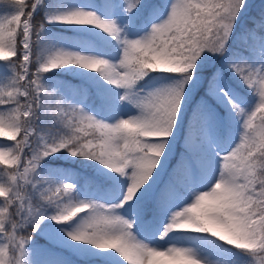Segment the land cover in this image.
Instances as JSON below:
<instances>
[{"label": "snow or ice", "instance_id": "obj_1", "mask_svg": "<svg viewBox=\"0 0 264 264\" xmlns=\"http://www.w3.org/2000/svg\"><path fill=\"white\" fill-rule=\"evenodd\" d=\"M2 2L0 264H264V6L241 24L248 0H84L41 20L44 0ZM62 69L79 79L47 76ZM61 152L97 162L84 183L109 199L57 178Z\"/></svg>", "mask_w": 264, "mask_h": 264}, {"label": "rangeland", "instance_id": "obj_2", "mask_svg": "<svg viewBox=\"0 0 264 264\" xmlns=\"http://www.w3.org/2000/svg\"><path fill=\"white\" fill-rule=\"evenodd\" d=\"M72 2L82 3L84 2V0H53L52 5L50 4L48 8L42 10V12L40 13V18L38 20H41L43 18L46 10H49V11L55 10L57 8H60ZM160 2L163 4L165 0H160ZM261 6H264V0H248L247 11L241 17L240 23L246 24L247 19L250 20L251 17L256 12H258ZM14 11L15 9L11 5L7 3H3L2 0H0V17L11 15ZM46 28L49 33H59L65 36H70L68 34L61 33L62 28L59 25H47ZM78 71H83V70H78ZM11 76H12L11 66L5 64L4 62H0V85L2 86L4 84H8L9 78ZM47 76L55 78L57 80H67L71 82L77 81L76 79H74V76H76L75 73L73 71L66 70V69L59 70L56 73L47 74ZM145 79L147 80V78ZM142 86L145 89H150L154 86V83H143L142 82ZM241 91H242V94L246 96L249 104L255 103V97L252 96L250 93H248L246 89H241ZM123 110L131 111L133 113L135 112V109H132L131 105H128V104L123 106ZM238 133H239V127L237 126V129H236L237 138H238ZM5 143H9V142L0 141V145L5 144ZM47 167L52 170H58L55 172V175L57 176V178H59L60 172L71 173V175L66 176L65 178L70 179L72 182L76 183L78 192L83 198H92V199H98V200L109 199L107 195L101 192H98V191H94V188L92 186H89L86 188L85 183H84L85 177L88 176L86 174V171L83 169L81 165H79L76 161H74L72 157L68 155L67 152H61V153L56 154V156L54 157H50L47 163ZM34 240H35V244L31 246L30 251L32 249H39L40 247H43L44 245L48 243L45 237L43 236L34 237ZM248 257L253 262V264H258V262H255V260L252 257L250 256ZM42 258L43 257L39 255V253H37V255H32L24 259L29 260V259H42ZM228 258L231 261H233L234 264H241L240 262L234 261V256L231 253L228 254ZM94 259H102V257H97ZM78 264H92V262L91 260L85 258L84 260L79 261Z\"/></svg>", "mask_w": 264, "mask_h": 264}, {"label": "trees", "instance_id": "obj_3", "mask_svg": "<svg viewBox=\"0 0 264 264\" xmlns=\"http://www.w3.org/2000/svg\"><path fill=\"white\" fill-rule=\"evenodd\" d=\"M50 4L51 5L53 4V0H44L43 5L39 6V10L35 13L36 20L40 18V13L42 12V10L48 8ZM246 23H250V20L247 19ZM61 28H62L61 33L71 35L72 29H68L63 26H61ZM74 79L78 80L79 77L76 75L74 76ZM4 85L2 86L0 85V87H3ZM37 123H39V121ZM72 159L83 167L87 175H90L91 172L95 171V168L98 167L97 162L95 161H86L76 157H72ZM231 254L234 256V261L236 262H240L241 264H253V262L246 255L243 254L236 255L235 253H231Z\"/></svg>", "mask_w": 264, "mask_h": 264}]
</instances>
